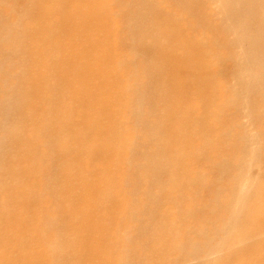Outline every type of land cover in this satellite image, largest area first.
<instances>
[{
    "label": "bare ground",
    "instance_id": "obj_1",
    "mask_svg": "<svg viewBox=\"0 0 264 264\" xmlns=\"http://www.w3.org/2000/svg\"><path fill=\"white\" fill-rule=\"evenodd\" d=\"M82 1L86 15L109 25L116 48L106 52L104 60L109 58L122 68L126 88L120 98L133 105L118 108L126 122L122 120L123 127L95 149L99 156L117 153L120 178L115 179L111 191L106 183L100 187L91 184L82 198L87 205L93 204L91 212L83 213L82 222L88 224L89 234L96 235L102 258L96 263L78 260L76 264H233L238 255L243 256L240 264H264V237L252 240L264 224V0ZM24 2L14 0L13 7H8L0 0V179L4 175L14 178L13 170L2 171L1 161L13 163L12 149L21 144L31 152L33 171L27 170L36 176L34 193L40 198L48 193L55 175L56 141L50 120H60L45 115L34 132L28 126L23 132L15 131L13 125L23 121L14 112L22 100L18 91L23 81L16 66L22 54L18 47H22L28 26L21 22L17 32L2 7L19 9ZM44 8L53 10L57 18L64 16L62 0L36 6L34 2L32 7L37 12ZM40 34L48 45V24ZM89 39L93 41V36ZM16 42L20 44L14 45ZM186 91L188 102L198 104L195 122L202 129L195 140L190 131H179L173 118L166 123L171 135L182 138L187 154L200 151L192 159L195 166L180 174L177 171L183 166L177 163L176 152L165 157L156 141L145 144L150 133L143 123L154 110L151 100L173 95L180 101ZM87 94L84 91L80 97ZM83 104L89 105L88 97ZM48 109L45 106L44 113ZM179 112L182 120L189 121L185 108ZM117 119L121 121L119 116ZM75 132L69 129L59 134L67 141ZM164 158L174 162L166 163ZM149 162L159 167L161 175H170L167 188L153 183L160 177L149 170ZM184 184H195L196 196ZM6 197L0 180V220L7 218L10 207L12 221L13 214H19L25 228L32 226L31 217L37 218L32 226L36 251L30 249L20 229L10 259H20L19 264H70L54 219L48 218L46 211L41 215L30 212L22 189L15 192L11 205ZM179 221L183 231L171 232ZM232 227L240 232L233 234ZM244 241L236 252H222L227 243L235 246ZM169 246L174 256L175 251L178 255L167 259L162 253ZM135 254L139 256L133 259Z\"/></svg>",
    "mask_w": 264,
    "mask_h": 264
},
{
    "label": "rangeland",
    "instance_id": "obj_2",
    "mask_svg": "<svg viewBox=\"0 0 264 264\" xmlns=\"http://www.w3.org/2000/svg\"><path fill=\"white\" fill-rule=\"evenodd\" d=\"M47 1L50 0H25L22 8L7 10L2 7V13L9 18V22L12 21V26L17 32L21 30V22L26 21L28 26L22 40V47H18L22 51L18 59L19 66L14 64V67L16 66L21 72L20 81L23 80L18 91L20 96L18 99L22 100L20 103L17 102L14 112L16 110L17 118H22L23 121L17 120L13 125L15 131L18 128L23 132V127L28 126L34 132V127L41 124L43 121L41 119L45 115L48 119L60 120H50L52 136L57 144H55L54 153L55 175L48 184L49 194L42 193L39 198L38 193H34L36 176L27 170V167L32 170L30 169L33 160L31 152L23 145L17 144L12 149L15 161L13 163L1 161L2 171L13 170L14 178L4 175L0 180L5 186L8 204L11 205L15 192L22 189L26 191V200H28L26 205L30 212L41 215L46 211L49 214L48 218L54 219L56 227L62 233L66 245L65 254L70 259L68 261L70 264H76L78 260H82L83 263L90 261L96 263L102 258L101 247L97 243L96 235L88 233V224L84 225L82 222L83 213L91 212L90 208L93 204L87 205L82 198L88 192L85 189H89L91 184L100 187L106 183L107 190L111 191L114 188L115 179L120 178V162L117 159V153L114 152L110 156L108 152H105L109 157L104 154L99 156L95 153V149L113 132L120 130L123 127V121L126 122V118L124 119L118 108L121 105L130 108L133 104L127 98L125 100L120 98L125 95L126 88L122 81V68L117 67L109 58L104 60V54L116 48L115 41L110 37L111 31H108L107 21L98 19L94 15H86V6L82 0H62L65 8L64 16L61 18L53 15V10L48 8H44L41 12L32 9L34 2L36 6ZM13 2L14 0H3V4L8 7H13ZM29 13L32 14L31 20L27 17ZM45 23L51 30L48 45L44 43V37L40 34ZM90 36H93V41L89 39ZM18 44L20 42L14 43V45ZM84 91H88L89 96L87 94L82 98L80 94ZM87 97L89 105H84L83 101ZM188 99L187 91L181 94L180 101H176L173 95H164L159 100L157 97L154 98L150 103L154 108L152 114L155 118L152 120V114L145 116L143 123V127L149 130L153 138L149 136L145 144L152 140L156 141L163 156L176 152L179 159L177 163L183 166V169L177 171L180 174L188 172L192 166H195L192 159L200 151L196 149L191 154H187L182 146V138L171 135L166 123L173 118L177 121L175 124L179 126V131H190L193 139L198 140V130L202 129L201 125L195 122L199 115V108L197 103L188 102ZM93 105L94 110H92ZM45 106L50 109L55 107L59 109V112L48 109L44 113ZM179 108L186 109L187 118L190 122L192 121L191 123L182 120L183 114L179 112ZM117 116L121 121H118ZM186 122L189 124L186 125ZM246 122V118H243V123ZM112 124L115 126L113 127ZM69 129H74L76 132L73 139L68 138L66 141L59 133ZM79 139L84 142H79ZM164 161L174 162L168 158H164ZM126 163H129V159L125 160ZM149 165L152 167L149 170L158 173L160 177L153 183L157 187L160 184L167 188L166 180L170 175H161L159 167L153 162H149ZM198 169L199 174H202V169ZM194 185L184 184L183 186L196 196L193 190ZM170 193L169 189L167 194ZM161 195L164 196L163 193ZM10 208H8L7 218L0 220V264L21 263L20 259H10L14 257L12 250L14 244L18 242L16 233L20 229L24 230L30 249L32 251L37 249L32 231L37 218L31 217L29 222L32 226L25 228L22 226L19 214H13L12 221ZM262 217L264 218V214ZM95 220L94 215L92 221L95 222ZM261 228L263 231L252 240L264 237V224ZM183 229L179 221L172 226L171 232H182ZM231 231L233 234L240 232L235 227H232ZM245 242L247 241L237 243L235 246L233 243H227L222 252H236V248L244 246ZM171 248L169 246L162 253L164 258L170 259L178 255L175 251L174 256ZM138 256L139 254H135L133 259ZM242 260L243 256L238 255L233 264H240Z\"/></svg>",
    "mask_w": 264,
    "mask_h": 264
}]
</instances>
